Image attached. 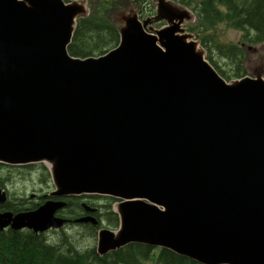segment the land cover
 <instances>
[{"label":"water","instance_id":"95a60500","mask_svg":"<svg viewBox=\"0 0 264 264\" xmlns=\"http://www.w3.org/2000/svg\"><path fill=\"white\" fill-rule=\"evenodd\" d=\"M154 1L166 26L121 14L118 46L80 58L86 3L0 0V164H46L55 187L34 210L0 211V230L63 229L66 199L109 196L120 225L99 229L100 256L143 244L264 264V72L226 80L183 28L192 10ZM82 206L73 222L99 227Z\"/></svg>","mask_w":264,"mask_h":264},{"label":"trees","instance_id":"16d2710c","mask_svg":"<svg viewBox=\"0 0 264 264\" xmlns=\"http://www.w3.org/2000/svg\"><path fill=\"white\" fill-rule=\"evenodd\" d=\"M70 2L72 0H65ZM119 1V0H118ZM192 10L197 17V25L191 32L201 38L207 49V59L226 80L240 79L247 75L245 65V45L264 43V0H174ZM149 3V0H147ZM113 0H101L92 4L88 16L78 20L69 52L72 56L87 58L106 54L120 42L119 27L105 12H114ZM118 7V5H116ZM120 7V6H119ZM225 25L242 32L240 44L220 40L216 30ZM10 169L29 168L30 166H7ZM32 168V167H31ZM2 175V174H1ZM44 180L51 179L49 169L43 166ZM44 183L47 181H43ZM0 177V186H4ZM101 199L99 196L72 197L66 199L68 205L62 216L75 220L83 215L82 202L87 199ZM107 219L118 226L119 216L113 210L118 200L106 198ZM41 200H44L41 197ZM18 201V200H16ZM43 203V202H42ZM42 203L32 202L34 210ZM88 204L92 202L87 201ZM26 203L10 202L0 205V210L12 212L27 211ZM98 220L101 213L95 215ZM101 221V220H99ZM93 227L91 224L86 225ZM97 227H93L95 230ZM199 264L187 257L180 256L168 249H155L143 244H130L120 250L100 256L95 247L81 250L75 247L66 235L58 242H51L45 234H35L24 230H0V264Z\"/></svg>","mask_w":264,"mask_h":264},{"label":"rangeland","instance_id":"374dc122","mask_svg":"<svg viewBox=\"0 0 264 264\" xmlns=\"http://www.w3.org/2000/svg\"><path fill=\"white\" fill-rule=\"evenodd\" d=\"M87 4L89 13L91 12L92 4H96L97 2L101 0H80ZM110 1V0H108ZM114 3V12H105L116 24L117 26H121V21L119 20V16L124 13H129L130 10L133 8V4L128 5L126 3V0H113ZM174 3L181 5L180 3L173 0ZM148 6L150 5L157 8V1L149 0V3L147 2ZM118 5V7H116ZM120 6V7H119ZM139 14V13H138ZM157 14V10H156ZM140 16V15H139ZM142 21L147 20V16H143L140 18ZM162 25H155L154 29H161L163 28L167 23L166 21H162ZM197 25L196 20L189 21L185 24V31L189 34L193 35L194 40L198 41L200 44V48L207 52V49L203 47L201 38L196 34V32H191L190 28L195 27ZM216 33L218 34L220 40L227 43H236L240 44L241 42V36L242 32L232 29L230 27H227L225 25H220L218 29L216 30ZM253 46L256 47L257 52L254 53V51H249L248 47ZM246 50V61L245 65L248 69L247 75H253L252 73L256 71V69L263 70L264 72V43L258 44V45H249L246 44L245 46ZM3 165V164H0ZM34 166H30L29 168H21V169H8L4 166H0V177L4 181V186H0V188L7 191L9 194V201L10 202H18L19 200L21 202L26 203L24 208L29 207L30 203L38 202V199L40 197H45L49 195L52 191L55 190V187L52 183L51 179L44 180L42 172H43V166H46V164H33ZM28 166V165H27ZM32 167V168H31ZM47 167V166H46ZM2 174V175H1ZM47 181V182H43ZM33 194H36L37 196L34 199H31V196ZM18 200V201H16ZM86 201L92 202L91 204L94 205V207L98 208L100 210L99 213H101V225L97 227L95 230H93V227L86 226L88 224H69L60 231H50L46 233L48 236V239H50L51 242H58L63 239V235H66L68 238V241H70L75 247L81 250H86L89 248L95 247L97 249L98 244V232L100 228H108L110 230H118V226H115V224H111L109 220L107 219V205L109 204V201L106 198L101 199H87ZM116 203L113 204V210ZM90 225V224H89ZM144 264H156L153 261L145 262Z\"/></svg>","mask_w":264,"mask_h":264},{"label":"flooded vegetation","instance_id":"af4514ba","mask_svg":"<svg viewBox=\"0 0 264 264\" xmlns=\"http://www.w3.org/2000/svg\"><path fill=\"white\" fill-rule=\"evenodd\" d=\"M126 3L128 4V5H130V4H133L134 6H133V8L130 10V11H137L138 13H139V15H140V18L141 17H143V16H147V18H151V22L149 23V25H148V27H147V30H148V32H152V30L154 29L153 27L155 26V25H162L163 23H162V21L161 20H155L154 19V17L156 16V7H153V6H151L150 7V5L148 6V4H147V0H126ZM167 23V22H166ZM187 23V22H186ZM186 23H184L183 24V28H185L184 26H185V24ZM167 25V24H166ZM165 25V26H166ZM155 30V29H154ZM257 52V51H256ZM259 69H256V71H258ZM8 168V167H7ZM8 169H10V168H8ZM37 195L35 194V196H34V198L36 197ZM8 198H9V194H8ZM33 198V199H34ZM44 198V200H41V197L38 199V203H44V202H46L48 199H50V197H48V195L47 196H45V197H43ZM94 199H96V198H94ZM8 201H9V199H8ZM86 201V200H85ZM42 203V204H43ZM6 204V203H5ZM5 204H3V205H5ZM0 205H2V204H0ZM32 206L31 205H29V207H26L27 208V210H33L32 208H31ZM81 207H82V209H83V215L82 216H85V215H87V213L85 212V210H84V208H83V206L81 205ZM25 208V209H26ZM1 212H4V211H7V210H0ZM62 211H65V209H63ZM62 211H59L58 213H57V215L58 216H62ZM12 212V211H11ZM100 212V210L98 209V211H97V215L98 214H100L99 213ZM16 213V212H15ZM81 216V217H82ZM64 217V216H63ZM66 218V217H65ZM68 219V218H67ZM68 220H70V219H68ZM71 222L69 223V224H74V220H70ZM68 224V225H69ZM8 229H10V228H8ZM7 230V229H6Z\"/></svg>","mask_w":264,"mask_h":264},{"label":"bare ground","instance_id":"6f19581e","mask_svg":"<svg viewBox=\"0 0 264 264\" xmlns=\"http://www.w3.org/2000/svg\"><path fill=\"white\" fill-rule=\"evenodd\" d=\"M193 12V11H192ZM194 13V12H193ZM195 14V13H194ZM194 17H195V19H197V17H196V14L194 15ZM250 47V46H249ZM249 47H248V50H249ZM210 62V61H209ZM95 197H97V195H95ZM99 197L100 198H111V197H109V196H100L99 195ZM92 207H94V206H92ZM61 229H51V230H49V231H47L46 233H48V232H50V231H60ZM46 233H39V234H45L46 235ZM105 255H107V254H105Z\"/></svg>","mask_w":264,"mask_h":264}]
</instances>
